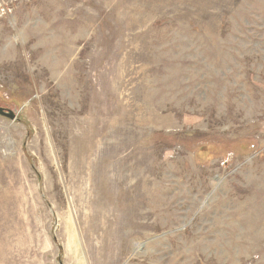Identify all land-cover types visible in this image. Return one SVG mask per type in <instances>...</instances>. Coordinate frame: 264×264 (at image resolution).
<instances>
[{
    "label": "rangeland",
    "instance_id": "rangeland-1",
    "mask_svg": "<svg viewBox=\"0 0 264 264\" xmlns=\"http://www.w3.org/2000/svg\"><path fill=\"white\" fill-rule=\"evenodd\" d=\"M0 264H264V0H0Z\"/></svg>",
    "mask_w": 264,
    "mask_h": 264
},
{
    "label": "water",
    "instance_id": "water-1",
    "mask_svg": "<svg viewBox=\"0 0 264 264\" xmlns=\"http://www.w3.org/2000/svg\"><path fill=\"white\" fill-rule=\"evenodd\" d=\"M0 116L6 117L10 120H15L17 118V114L15 110L1 105H0Z\"/></svg>",
    "mask_w": 264,
    "mask_h": 264
}]
</instances>
